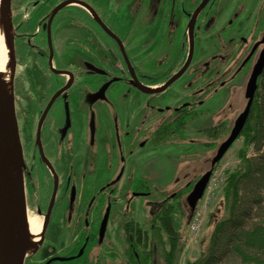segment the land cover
<instances>
[{
	"label": "flooded vegetation",
	"instance_id": "obj_1",
	"mask_svg": "<svg viewBox=\"0 0 264 264\" xmlns=\"http://www.w3.org/2000/svg\"><path fill=\"white\" fill-rule=\"evenodd\" d=\"M64 1L67 0L62 2ZM44 2L45 0H33L30 4H37L36 7L42 11L41 5ZM201 2L202 0L192 9L182 6V32L171 37V32L164 29L163 37L150 38L145 52L147 56L137 52L139 47L132 38L123 40L117 29L109 24L113 22L118 26V21L91 17L83 8L75 5L61 9L51 20L49 29V15L59 3L37 17L35 26L21 32L18 27L13 39L16 63H24L32 54L33 64L39 75V93L35 96V107L24 108L23 120L21 112L17 113L15 109L24 163L25 202L27 214L39 221L45 220L40 244L35 251L25 256L24 264H106L108 260L117 259L118 251L107 239L108 223L113 213L117 216L119 212V217L122 215L124 203L117 212L115 197L124 198L125 192L130 191V185L133 184L129 183L128 189L124 190V176L129 181H134L138 176L132 164L136 146L140 144L142 148L151 149L164 147L166 141H171L173 134L175 139L184 138L194 121L209 115L218 119L221 112L215 114L208 108V104L223 93L229 95L234 86L232 82L241 71L248 70L250 77L264 45L258 46L249 59L248 56L264 30L260 39L248 45L246 55V51H242L243 58L236 69L234 64L230 66L234 60L230 56L232 47L224 51L229 59L225 69H219L225 65L220 63L224 58L222 55L211 56L209 62L197 61V40L209 20L206 16L214 3V0H210L192 22L193 47L189 66L168 87L190 77L181 89L182 99L174 104L162 101L161 104L152 106L151 98L162 96L168 88L160 93L144 94L131 83L133 78L128 64L136 81L151 89L163 86L181 71L189 56L192 15ZM146 6L145 3L144 7ZM82 10L85 13L83 17L73 16ZM62 13L66 17H58ZM24 18L26 20L21 27L32 17ZM100 22L119 39L122 47ZM131 23L127 19L123 25L127 28ZM236 27V22L228 20L224 28L218 30L216 39L230 41ZM246 42L245 38H240V45L245 46ZM71 47L76 52H70ZM64 49L68 51L65 52ZM129 50H133L132 56ZM135 55L140 56L141 65L135 62ZM205 72L211 76L203 83ZM94 78H98V81L94 83L95 91L92 93ZM189 83L200 85L186 97L187 86L192 85ZM104 86L106 87L100 92ZM123 86L137 91L147 100L143 102L144 110L142 109L139 118L136 121L132 118L126 125H120L118 111L112 117L101 111L107 101H116ZM31 104L28 102V106L32 107ZM223 106L225 109L233 107L230 98H224ZM240 113L236 117L233 113L232 123L227 116L224 121H217L214 125L200 129V133L208 139L218 137L219 140L221 134L228 132V137ZM108 129H112L111 134ZM110 144L115 149L114 159L107 153ZM124 147L128 148L126 154L123 152ZM113 166L115 170H111ZM139 180L142 181L140 178L135 181ZM143 189L128 193H132V197L148 195L149 191L145 187ZM106 215V230L100 236ZM124 229L123 223L122 230ZM122 254L123 248L120 252V264H123Z\"/></svg>",
	"mask_w": 264,
	"mask_h": 264
},
{
	"label": "rangeland",
	"instance_id": "obj_2",
	"mask_svg": "<svg viewBox=\"0 0 264 264\" xmlns=\"http://www.w3.org/2000/svg\"><path fill=\"white\" fill-rule=\"evenodd\" d=\"M25 1L30 0H10L9 10L11 13V26L14 35L17 34L18 27L21 32L31 26H35L37 17H41L42 14L50 11L53 6L61 3L63 0H45L43 5H41L42 11H39L35 3L30 4V6H25ZM79 1L87 4L98 17H102L108 21H118V26L113 22L109 24L117 29L119 36H121L123 40L125 38H132L134 44L139 47L137 48V52H141L143 56L144 54L147 56L145 52H147L149 39L154 36L163 37L166 30L169 33L171 32V37L180 34L184 29L181 7L192 9L200 0ZM145 3L147 5L146 7H144ZM31 6L35 8V12ZM209 10L211 11L209 12ZM209 10L208 16H206L209 17V20L202 29L200 37L197 40L196 59L198 62L204 63L206 61L209 62L213 55H222L224 58L221 59L220 63L225 64L224 66H220L219 69L222 70L227 67V61L229 60L226 58L228 55L224 53V51L228 49V47H232V54L230 56H233L234 60L231 62L230 66L234 64V68L236 69L243 58L242 51L245 50L246 52H244V55H246L248 45L260 39L261 33L264 30V0H214L212 9ZM24 17L32 18L25 23L24 27H21L23 21L26 20ZM58 17L66 16L62 13L58 15ZM127 19L132 21V25L126 28L123 23ZM141 20H143V22ZM228 20L237 23V27L231 34V40L227 42L222 39L217 40L216 35L218 34V30L224 28ZM241 37L247 40L245 46L240 45ZM144 46L145 48H142ZM133 50H136V48ZM133 50L132 52L129 50L130 56H132ZM64 51L67 52L68 49H64ZM69 51L72 53L76 52L73 47L69 48ZM139 57V55H135V62L141 65ZM254 61L255 56L252 57V64ZM33 62L34 60L31 54L25 59L24 63L19 65L16 63L12 81L14 108L17 113L21 112L22 120L24 119V108L27 107L30 109L35 107L37 103L35 96L39 93V75ZM204 74L203 83H206V80L211 74L206 75V72ZM249 74L250 72L248 70L241 71L232 82L234 86L231 91L233 93L231 91L229 95L223 93L221 96L213 98L210 105L208 104V108H211L210 110L214 111L215 114L221 112L218 119H213V115H209L194 121L184 138L182 137V139H179L178 137V140H174L173 138L175 143L170 142L164 147L158 146L151 149L142 148L140 144L136 146V151L134 150L135 152L132 156V164L134 166V171L138 173L135 180L140 178L142 181H132V179L129 181L127 177L124 176L122 181L124 183V190H127L129 183L133 182L128 192H133V190H144L143 187H145L149 193L146 196L132 197V193L129 194L125 192L124 198L115 197L117 200V212L124 203L121 211L122 215L119 217V212L117 216L115 213L112 214L111 220L108 223L107 239L112 247L117 249V255L119 257L112 261L108 260L107 263L105 260L104 263L120 264V252L122 248L124 251L127 246V241L131 236L126 234V232L124 233L122 230L123 223L126 224L131 221L134 229L138 227L141 229V234L146 232L152 240L153 235H151V232L153 228L159 230L160 235L162 234L158 221L152 220V216H154L164 202H167L168 205L173 207V213L171 215L173 227L179 232L181 242L183 243V250L178 258L177 264H186L187 262H193L199 259L206 247V240L211 234L215 223L224 215L221 201L225 178L227 174L234 171L239 164L237 155L241 149L242 143V139H238L219 163L213 167L212 175L203 197L197 203L195 209L191 210L186 203L187 195L198 179L205 172L210 170L211 159L216 153L217 146H219L222 140L228 135L227 132L225 135L221 134L219 137L221 139L219 140L218 137L208 139L200 133V129L209 125H214L217 121H224L227 116L230 117L229 121L232 123L233 113H235L236 117L245 106L246 100L244 98V92ZM186 80L188 82L190 77H188V79L183 78L179 80L175 85L168 88L162 96L151 98V105H159L162 101L172 104L180 101L183 97L181 89ZM96 81H98V78L92 79V93L95 91L94 83ZM200 83H191L192 85L189 83L191 87L187 86L186 97L190 95L191 91L200 85ZM121 89L120 95L117 96L116 101H107V104L102 107L101 111L111 117L115 114L114 112L118 111L121 121L120 125H126L132 118H134L135 121L139 118V115L142 114L144 110L143 102L147 100L145 96L143 97L140 93L127 86H123ZM226 97L230 98L233 104V107L229 109H227L228 107L225 109L223 106L224 98ZM28 102L32 103V107L28 106ZM220 106L221 109L219 108ZM202 109L204 110L205 108ZM148 111L150 112V110ZM108 133L111 134L112 129H108ZM179 142L182 144H177ZM123 150L124 154H126V152L128 153L127 147H124ZM107 153L108 156L113 157V159L116 157L115 149L112 144L108 145ZM251 155L252 151L249 150L247 156ZM113 165L115 166V163H113ZM114 166L111 170H115ZM119 219L121 220L118 221ZM163 239L165 240V237ZM143 243L144 242H142L139 247H142L144 245ZM152 247L153 243L151 244V248ZM148 249H150V245L146 247V251H148ZM158 251L156 247L155 257L158 256ZM123 255L124 253L122 256Z\"/></svg>",
	"mask_w": 264,
	"mask_h": 264
},
{
	"label": "trees",
	"instance_id": "obj_3",
	"mask_svg": "<svg viewBox=\"0 0 264 264\" xmlns=\"http://www.w3.org/2000/svg\"><path fill=\"white\" fill-rule=\"evenodd\" d=\"M81 12L73 16L83 17L85 13ZM174 136V140L178 139ZM173 138L166 144L175 143ZM238 139H242L239 164L227 174L222 191L224 215L215 223L199 259L186 264H264V69L257 80L248 121ZM249 150L251 156H247ZM172 213L173 207L164 202L152 216L165 240L155 228L152 240L138 227L134 229L131 222L125 224L124 231L131 238L123 251V264H177L183 243L173 227ZM142 242L144 245L139 247ZM148 245L150 249L146 251Z\"/></svg>",
	"mask_w": 264,
	"mask_h": 264
},
{
	"label": "water",
	"instance_id": "obj_4",
	"mask_svg": "<svg viewBox=\"0 0 264 264\" xmlns=\"http://www.w3.org/2000/svg\"><path fill=\"white\" fill-rule=\"evenodd\" d=\"M209 1L210 0H202L199 7L193 13L189 26V56L181 71L173 76L167 83L157 89H151L149 87L143 86L138 81H136V78L133 75V71L128 64L129 71L133 78V81L131 83L142 93L154 94L164 91L187 69L191 60L193 47L192 22L197 13L201 11ZM9 4L10 0L8 1V7ZM70 5H75L83 8L90 14L91 17H98L97 14L84 2L79 0H67L59 3L51 11L48 19V29L50 28V22L53 17H55V15L61 9ZM100 24L107 31V33L112 38H114L116 42L119 43V45H121L119 39L116 38L111 32H109L101 22ZM13 39L14 34L9 39L8 43V49L10 52V59L12 63V81L16 67ZM260 45H264V31L262 33L261 39L253 46L248 59ZM122 54L126 62L128 63L123 51ZM263 69L264 48L261 50L258 59L253 65L251 75L247 81L244 92L246 105L243 111L237 117L227 139L218 147L215 156L211 161L210 170L205 172L198 179L186 198V203L191 210L195 209L197 203L203 197L211 178L213 167L217 163H219V161L224 157L227 151L239 138L249 117L251 106L254 100V95L257 89V80L262 74ZM105 87L106 86H104L100 92H102ZM23 167L24 163L14 108V101L10 103L0 88V264H24V259L27 255V208L25 202ZM106 225L107 215L103 220L100 230V236H102L105 232Z\"/></svg>",
	"mask_w": 264,
	"mask_h": 264
},
{
	"label": "bare ground",
	"instance_id": "obj_5",
	"mask_svg": "<svg viewBox=\"0 0 264 264\" xmlns=\"http://www.w3.org/2000/svg\"><path fill=\"white\" fill-rule=\"evenodd\" d=\"M9 0H0V88L11 103L14 101L12 92V63L8 49L9 39L13 36ZM45 220L39 221L31 214H27V245L26 253L31 254L40 244Z\"/></svg>",
	"mask_w": 264,
	"mask_h": 264
},
{
	"label": "crops",
	"instance_id": "obj_6",
	"mask_svg": "<svg viewBox=\"0 0 264 264\" xmlns=\"http://www.w3.org/2000/svg\"><path fill=\"white\" fill-rule=\"evenodd\" d=\"M33 0H30V1H25L26 2V5L25 6H30V2H32ZM22 2H24V1H22ZM36 10H34V12H35Z\"/></svg>",
	"mask_w": 264,
	"mask_h": 264
}]
</instances>
